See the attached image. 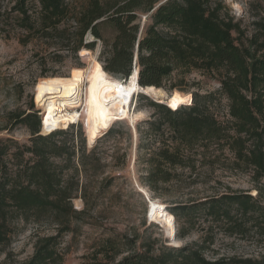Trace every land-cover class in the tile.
<instances>
[{"label":"trees","instance_id":"1","mask_svg":"<svg viewBox=\"0 0 264 264\" xmlns=\"http://www.w3.org/2000/svg\"><path fill=\"white\" fill-rule=\"evenodd\" d=\"M37 2L39 7L33 8L30 0H10L4 13L16 16L20 28L28 35L59 38L62 42L67 40L68 48L73 37L75 51L92 50L95 43L101 41L107 55L105 62L101 63L103 70L118 81H128L135 68L139 71L138 84L141 88H164L175 74L180 79L178 85H172L171 89L183 84L186 76L193 72L218 78L220 94L229 102V116L235 135H231L229 127L210 112L216 100L215 94L196 93L183 105L182 99L180 101L176 95L173 108L168 105L171 109L167 105L152 103L160 117L148 122V130L163 133L167 125L171 140L176 145H164L157 152H152L150 160H153L154 167L146 178L150 185L168 180L162 165H182L183 152L192 151L200 144L227 146L234 153L237 167L252 169L256 180L264 177V19L254 23L255 32L246 37L241 22L236 21L224 0ZM70 20L75 26L72 37H69L66 27L60 29ZM105 29L114 31L111 41L104 38ZM90 37L93 41L86 43ZM140 95L135 93L133 97ZM13 124L26 127L31 134V145L24 146L23 150L17 148L14 156L19 154L22 158L30 154L33 164L27 162L19 166L15 176L7 174L0 181V249L10 241L9 214L35 216V221L40 223V216L47 213L55 217L52 223L56 225L57 232L53 236H38L33 256L23 264H62L63 256L58 252L60 240L64 233L71 231V218L84 214L76 211L72 204L79 190L78 169L73 164L75 147L71 141H57L59 136L74 128L42 136V123L34 111L18 112ZM131 128L134 133L135 128ZM137 133H140L139 126ZM79 136L80 161L84 165V138L81 132ZM97 144L91 149H95ZM141 147H137L138 153ZM6 154L0 152V156ZM52 159H62L65 165L56 166ZM70 168H74L73 173L65 175L64 172ZM258 196L228 193L211 198L205 202L204 209L216 221H225L229 225L236 220L234 215L239 216L242 219L234 224V230L240 232L253 216L255 228L264 236V207L260 205ZM179 208L170 213L166 207L165 212L168 217L179 220L181 213L189 216L193 210L190 206ZM139 240L136 234L126 237L120 245L108 240L85 264H264V257L209 260L204 256L205 245L180 248L163 245L156 250L158 240L149 239L141 244Z\"/></svg>","mask_w":264,"mask_h":264},{"label":"rangeland","instance_id":"2","mask_svg":"<svg viewBox=\"0 0 264 264\" xmlns=\"http://www.w3.org/2000/svg\"><path fill=\"white\" fill-rule=\"evenodd\" d=\"M9 2L0 0V152L7 153L0 156V181L7 174L15 176L19 166L27 162L33 164L30 154L22 158L19 154L14 156L17 148L23 150L24 146L31 145V134L24 126H14L13 119L18 112L34 111L41 120L45 103V96H40L37 90L41 80L54 76H81L95 58L103 69L101 63L107 57L101 41H97L92 50H74L76 45L72 35L75 26L71 20L60 27H66L69 37H72L69 48L66 47L67 40L62 42L59 38L28 35L20 28L16 16L4 13ZM224 2L236 21L241 22L246 37H250L256 29L254 23L264 19V0ZM30 5L39 7L37 0H30ZM113 35L112 29L103 31L107 41H111ZM234 37L237 35L234 34ZM92 38H87L85 42H90ZM27 39L29 41L24 44ZM179 79L175 74L165 83L161 89L166 96L161 101L141 92L139 94L142 95L134 96L131 112L142 113V118L138 121H113L109 126L112 128L102 138L101 135L109 128L103 132L89 133L85 112L76 126L59 130L74 128L66 135L59 136L57 141H71L75 147L73 164L78 169L79 190L72 204L76 211L84 212L81 216L71 218V231L64 233L60 240L58 252L63 256L62 264H85L108 240L120 245L126 237L135 234L139 235L140 244L147 243L149 239L158 240L156 250L163 245L171 248L205 245L204 256L209 260L264 257V236L255 228L253 216H250L243 232H240L234 230V224L242 219L239 216L233 214L236 220L229 225L225 221H216L204 209L205 202L228 193H245L253 197L259 194V203L264 207V177L256 180L252 169L237 167L234 153L227 146L200 144L192 151L185 150L182 165H162L167 181L159 180L152 186L146 180L154 167L153 160H150L152 152H157L164 145H176L171 140L167 125L163 133L148 130V122L160 117L152 103L173 108L172 102L176 95L180 101L182 99L183 105L196 93L215 94L216 100L210 112L229 127L231 135H235L229 116V102L220 94L218 78L193 72L186 76L183 84L171 89L172 85H178ZM137 126L140 128L139 134ZM131 127L136 132L134 129L133 133ZM111 131L115 134L110 135ZM80 132L85 144L84 165L80 161ZM139 145L142 147L138 153ZM52 161L56 166L65 165L62 159ZM73 169L70 168L64 174L71 175ZM180 206H190L193 210L189 216L181 213L179 220L167 216L166 207L172 213ZM53 219L54 216L46 213L40 216V223H37L35 216L9 214L7 225L10 241L0 249V264H23L28 261L34 254L38 236L56 234L57 227L52 223ZM181 233L182 237L179 236Z\"/></svg>","mask_w":264,"mask_h":264},{"label":"bare ground","instance_id":"3","mask_svg":"<svg viewBox=\"0 0 264 264\" xmlns=\"http://www.w3.org/2000/svg\"><path fill=\"white\" fill-rule=\"evenodd\" d=\"M37 90L40 96H45L42 110L44 136L80 123L84 112L91 134L106 131L116 120L138 121L143 114L130 112L135 93H144L157 101L166 96L162 89L141 88L137 68L128 81L122 82L100 68L96 58L85 74L44 78Z\"/></svg>","mask_w":264,"mask_h":264},{"label":"built area","instance_id":"4","mask_svg":"<svg viewBox=\"0 0 264 264\" xmlns=\"http://www.w3.org/2000/svg\"><path fill=\"white\" fill-rule=\"evenodd\" d=\"M91 41H93V40H91ZM41 120H42V118H41ZM41 123H42V121H41ZM78 123H75V124H72V125H70V126H76ZM54 133V132H53ZM52 134V133H51ZM50 135V134H49ZM150 214V213H149ZM148 218L149 219H151V217L150 216H148Z\"/></svg>","mask_w":264,"mask_h":264},{"label":"water","instance_id":"5","mask_svg":"<svg viewBox=\"0 0 264 264\" xmlns=\"http://www.w3.org/2000/svg\"><path fill=\"white\" fill-rule=\"evenodd\" d=\"M139 72V71H138ZM158 104H161V105H165V104H162V103H158ZM41 131H42V128H41ZM40 135H42V133H40ZM42 136H44V135H42ZM94 146V145H93ZM92 146V147H93Z\"/></svg>","mask_w":264,"mask_h":264}]
</instances>
